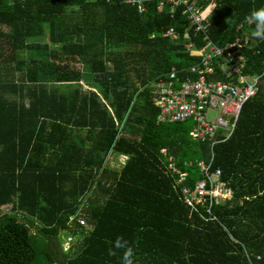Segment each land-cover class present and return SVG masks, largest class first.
Here are the masks:
<instances>
[{
    "label": "trees",
    "instance_id": "obj_1",
    "mask_svg": "<svg viewBox=\"0 0 264 264\" xmlns=\"http://www.w3.org/2000/svg\"><path fill=\"white\" fill-rule=\"evenodd\" d=\"M211 3L212 42L255 41L246 72L260 76L234 134L212 147L190 139L189 122L159 123L152 103L171 68L195 61L184 17L0 0V264H122L118 238L134 264H264V41L245 20L264 0L199 4ZM169 27L176 39L162 36ZM111 155L124 157L117 169ZM211 155L233 193L208 215L186 206L168 164L193 184ZM65 232L77 248L62 250Z\"/></svg>",
    "mask_w": 264,
    "mask_h": 264
},
{
    "label": "built area",
    "instance_id": "obj_2",
    "mask_svg": "<svg viewBox=\"0 0 264 264\" xmlns=\"http://www.w3.org/2000/svg\"><path fill=\"white\" fill-rule=\"evenodd\" d=\"M104 1L134 6L139 14L146 13L155 4L158 13L166 11L171 17H184L192 34L184 35L183 48L195 61L183 68H171L166 80L156 84L152 103L159 111L158 122H189L192 125L190 139L196 143H209L210 147L229 139L236 130L244 105L258 91L260 76L246 72L245 57V50L257 43L253 41V45L243 36L222 46L213 43L209 37L208 18H200L206 8L199 4L201 0ZM162 36L176 39L177 32L174 27H169ZM209 112L215 114L210 121L206 119ZM212 158L211 155L208 161L197 162L203 177L193 184H187L186 172L168 164V168L178 174L176 182L186 206L192 211L203 208L208 215L213 206L229 200L233 193L220 178V169H212Z\"/></svg>",
    "mask_w": 264,
    "mask_h": 264
},
{
    "label": "clouds",
    "instance_id": "obj_3",
    "mask_svg": "<svg viewBox=\"0 0 264 264\" xmlns=\"http://www.w3.org/2000/svg\"><path fill=\"white\" fill-rule=\"evenodd\" d=\"M215 3L209 4L201 13V19H207L213 13V9L216 8ZM246 23L253 26L251 37L258 41H264V6L259 8H253L250 13L245 17ZM114 247L116 249H125L122 256V264H134L133 248L128 246V242L123 238H118L115 241ZM109 255H116V252L112 249L109 250Z\"/></svg>",
    "mask_w": 264,
    "mask_h": 264
},
{
    "label": "rangeland",
    "instance_id": "obj_4",
    "mask_svg": "<svg viewBox=\"0 0 264 264\" xmlns=\"http://www.w3.org/2000/svg\"><path fill=\"white\" fill-rule=\"evenodd\" d=\"M153 89H154V84H153ZM214 117H215V114H213V113L209 112L206 114V119L208 121L212 120ZM112 155L108 159L107 165L111 168L117 169L118 166L120 165V163L122 161H124V159L120 158L119 156L113 157ZM82 227H85V225H83ZM32 232H34L33 229H32ZM59 241H60V246H61L63 251H66L69 247H71V249H72V247L77 248L79 246V240L77 238L73 237L71 235V232H65V233L61 234L59 237Z\"/></svg>",
    "mask_w": 264,
    "mask_h": 264
},
{
    "label": "crops",
    "instance_id": "obj_5",
    "mask_svg": "<svg viewBox=\"0 0 264 264\" xmlns=\"http://www.w3.org/2000/svg\"><path fill=\"white\" fill-rule=\"evenodd\" d=\"M120 158L124 159V157L119 156Z\"/></svg>",
    "mask_w": 264,
    "mask_h": 264
}]
</instances>
